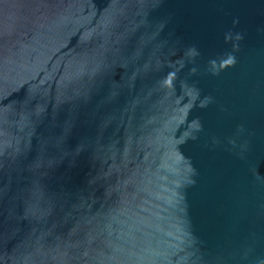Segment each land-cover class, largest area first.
Here are the masks:
<instances>
[{"label":"water","instance_id":"95a60500","mask_svg":"<svg viewBox=\"0 0 264 264\" xmlns=\"http://www.w3.org/2000/svg\"><path fill=\"white\" fill-rule=\"evenodd\" d=\"M0 264H264V0H0Z\"/></svg>","mask_w":264,"mask_h":264}]
</instances>
